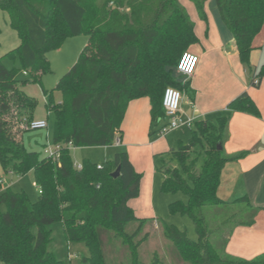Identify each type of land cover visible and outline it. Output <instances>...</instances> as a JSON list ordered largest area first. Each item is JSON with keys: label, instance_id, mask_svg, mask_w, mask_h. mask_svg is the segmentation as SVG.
<instances>
[{"label": "trees", "instance_id": "trees-1", "mask_svg": "<svg viewBox=\"0 0 264 264\" xmlns=\"http://www.w3.org/2000/svg\"><path fill=\"white\" fill-rule=\"evenodd\" d=\"M188 1L205 22L207 0ZM213 1L250 84L257 86L264 63L254 69L250 57L264 26V0ZM0 9L19 37L6 57L17 58L23 74L38 83L49 69L47 50L59 48L68 36L87 37L75 64L54 87L61 100L54 102L52 90H42L45 107L54 115L53 144L61 146L57 158L26 151L22 140L7 132L34 120L36 103L17 82L19 68H7L0 59V163L15 176L32 171L39 188L38 199L30 201L0 180L1 264H64L48 248L55 223L62 225L67 242L84 243L88 256L82 261L87 264H156L143 263L139 250L158 225L177 264H264V254L246 260L224 251L233 230L251 226L258 213L246 197L233 203L217 197L224 164L244 155L229 157L218 148L225 116L193 120L188 141L169 150L176 165L158 166L164 175L161 192L186 198L169 203L167 211L191 220L195 240L176 226L133 213L128 203L138 195L140 183L127 152L115 153L112 161L99 164L101 169L89 161H82L80 170L73 168L68 144L109 147L120 140L130 101L148 99L150 127L158 125V130L163 91H188L187 81L178 83L171 72L180 55L198 43L181 0H0ZM229 109L257 114L246 93L234 98ZM116 167L119 176L112 178Z\"/></svg>", "mask_w": 264, "mask_h": 264}, {"label": "crops", "instance_id": "crops-1", "mask_svg": "<svg viewBox=\"0 0 264 264\" xmlns=\"http://www.w3.org/2000/svg\"><path fill=\"white\" fill-rule=\"evenodd\" d=\"M181 4L190 11L188 13L200 48L188 50L198 57V64L192 77L186 79L188 91L182 92L180 116L183 119L189 116L192 120L210 121L219 116L228 118L223 140L218 148L229 157L238 153L244 155L224 164L217 197L227 203L246 197L258 213L251 226H238L233 230L224 251L231 257L250 260L264 254V78L257 86L250 84L249 72L239 62L233 39L222 24L213 0H207L205 4V22L197 18L196 11L188 0H181ZM262 44L264 37L253 42L255 49L256 45ZM258 55L255 52L250 57L254 69L263 64ZM204 57L207 63L203 62ZM206 87L208 90L204 91ZM242 93H246L254 103L257 114L229 109L231 101ZM187 105L190 107L189 114L183 109ZM149 109L148 99L142 97L130 101L124 115L121 139L117 146L126 149L131 164L134 162L132 149L149 143L145 136V132L149 130ZM140 136H144V140L135 141ZM131 208L139 218L138 211H141L137 208L134 210L133 206Z\"/></svg>", "mask_w": 264, "mask_h": 264}, {"label": "rangeland", "instance_id": "rangeland-1", "mask_svg": "<svg viewBox=\"0 0 264 264\" xmlns=\"http://www.w3.org/2000/svg\"><path fill=\"white\" fill-rule=\"evenodd\" d=\"M188 12L190 11L188 10ZM263 37L264 27L254 39L259 41L263 39ZM86 42L87 37L85 34L76 35L75 37L68 36L64 39L59 48L47 50L45 52V58L49 62V69L44 72L40 83L35 82L28 79V77L23 74L20 68V61L17 58L12 61L6 57V53L12 51V49H15L18 46L19 37L16 30L10 28L8 15L0 9V59L4 62L7 68H12L13 66L19 68L16 78L17 82L21 85V90L28 97L30 96L36 103L33 119L48 122V127L46 129L29 130L26 128L25 124H23V126L18 124L17 128L14 127L8 129L7 132L9 134L22 140L26 151H37L41 156L45 157L44 151L48 146L53 145L52 134L54 115L52 112L48 113L47 108L45 107L46 97L42 90H52V99L54 102L58 103L61 100L60 93L55 91L54 87L60 77L75 64L77 60L76 58L86 46ZM194 48H200L199 44L192 45L190 50ZM255 52L259 54L260 62L264 63V44L261 46L256 45V49L251 52V55ZM203 62H208L206 57H204ZM171 72L173 78L178 83L182 84L186 82L187 78L184 79L179 72L176 71V67H173ZM25 80L27 81L23 83ZM207 90L206 87V90L204 91ZM183 109L187 114L190 113L189 105L183 106ZM181 114L183 116L185 113L182 112ZM188 117H185L184 120L189 119ZM148 120L147 128H149V130L148 132H145V136L149 143L142 144L141 146L132 149V159L134 160L132 164H134L135 171L139 175L140 184L138 195L131 199L128 204L129 206H133L134 210L138 209L141 211H138L139 218H147L153 220L155 223L163 222L166 225L176 226L185 231L189 239L195 240L196 233L195 229H193L191 220L178 214L171 215L167 211L169 203L175 200L185 202L186 198L180 193H175L173 195L162 193L160 186L164 175L158 170V166L163 164H167L170 167L176 165L175 161L171 158L169 149L172 147L173 149H176L178 141L186 143L191 136L190 128L186 125H182L173 130L166 137L156 138L157 135H155L156 133L153 134V132L156 131L158 125L150 127L151 120L150 118ZM123 124L124 121L121 127ZM143 140L144 136L135 138V141L137 142ZM119 151H126V149L124 150L120 146H117L115 140V142L109 147H78L70 150V153L73 162L81 163L82 161H89L92 164H103L112 161L115 153ZM127 154L130 159L128 152ZM201 160L202 158L200 157L198 166L200 165ZM0 180L2 186H5V188H10L14 192L23 191L30 201H35L39 197V188L34 185L32 171L23 176H15L11 173H5L2 164L0 163ZM51 232V242L49 243L48 248L55 254L58 260L62 261L64 264H87L82 261L83 258L88 256V250L84 243L67 242L60 223L52 225ZM139 255L140 260L143 263L155 262L156 264H177V261L174 260L172 247L163 237L159 225L154 226L151 229L147 241L141 245Z\"/></svg>", "mask_w": 264, "mask_h": 264}, {"label": "built area", "instance_id": "built-area-1", "mask_svg": "<svg viewBox=\"0 0 264 264\" xmlns=\"http://www.w3.org/2000/svg\"><path fill=\"white\" fill-rule=\"evenodd\" d=\"M180 59L176 65V71L184 79H189L194 74L196 66L198 64V57L195 56L190 51L186 50L180 55ZM256 83V81H255ZM181 101H182V94L179 90L167 87L162 94L161 104L163 107L164 118L160 120V126L156 131L157 138L166 137L169 133L173 130L179 128L182 125H186L188 127L192 124V119L184 120L180 116L181 112ZM23 126V123H21ZM26 125L27 129H46L48 127V122L38 121V120H31ZM119 143V139H116V144ZM70 150L73 148L70 144H68ZM61 149L59 144H53L52 146H48L44 151L45 156L50 158H57L58 151ZM73 168L76 170L81 169V163L73 162ZM96 168L101 169V165L97 164Z\"/></svg>", "mask_w": 264, "mask_h": 264}, {"label": "water", "instance_id": "water-1", "mask_svg": "<svg viewBox=\"0 0 264 264\" xmlns=\"http://www.w3.org/2000/svg\"><path fill=\"white\" fill-rule=\"evenodd\" d=\"M120 168L116 167V169L111 173L112 178H117L119 176Z\"/></svg>", "mask_w": 264, "mask_h": 264}]
</instances>
